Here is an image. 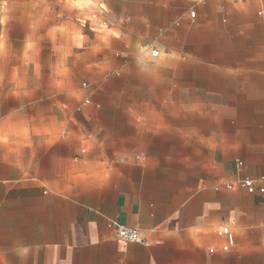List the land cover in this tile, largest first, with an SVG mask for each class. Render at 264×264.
Here are the masks:
<instances>
[{"label": "crops", "instance_id": "1", "mask_svg": "<svg viewBox=\"0 0 264 264\" xmlns=\"http://www.w3.org/2000/svg\"><path fill=\"white\" fill-rule=\"evenodd\" d=\"M189 1L164 56L125 61L121 113L85 106L40 154L0 139V264H264V0Z\"/></svg>", "mask_w": 264, "mask_h": 264}, {"label": "rangeland", "instance_id": "2", "mask_svg": "<svg viewBox=\"0 0 264 264\" xmlns=\"http://www.w3.org/2000/svg\"><path fill=\"white\" fill-rule=\"evenodd\" d=\"M189 0H0V139H23L21 153L40 154L42 133L65 138L87 105L125 109V61L160 49L181 24ZM163 53V54H162ZM137 86V84H136ZM65 91L79 101L70 116ZM87 102L89 104H87ZM69 114V115H68ZM47 135V134H46Z\"/></svg>", "mask_w": 264, "mask_h": 264}, {"label": "built area", "instance_id": "3", "mask_svg": "<svg viewBox=\"0 0 264 264\" xmlns=\"http://www.w3.org/2000/svg\"><path fill=\"white\" fill-rule=\"evenodd\" d=\"M191 15L195 17V12H191ZM150 55L153 58H158L161 55V51L157 48L151 47ZM242 185L250 192L253 193L255 191V181L250 178H246L242 180ZM226 187L232 188L233 184H227ZM112 225L116 228V232L124 241L127 242H135V243H144L148 244V242L141 236V233L138 228L127 226L126 224L118 223L116 221H111ZM219 235L225 236L227 238L228 244L231 246L235 242V235L231 231L229 226H222L218 230Z\"/></svg>", "mask_w": 264, "mask_h": 264}]
</instances>
